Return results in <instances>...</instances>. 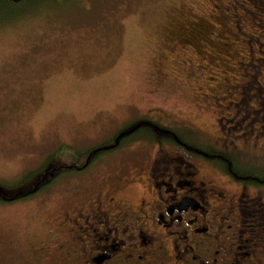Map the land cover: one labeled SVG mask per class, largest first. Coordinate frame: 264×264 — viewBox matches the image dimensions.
Masks as SVG:
<instances>
[{"label": "rangeland", "instance_id": "1", "mask_svg": "<svg viewBox=\"0 0 264 264\" xmlns=\"http://www.w3.org/2000/svg\"><path fill=\"white\" fill-rule=\"evenodd\" d=\"M226 1L38 0L6 7L0 0V182L16 183L47 160L65 163L142 119L208 152L212 139L233 133L225 90L241 77L236 62L245 48L238 38L245 35ZM231 5L237 20V1ZM123 142L86 171L126 156L127 143L138 153L152 141ZM239 156L237 165L247 158ZM204 169V178L215 176ZM81 173L64 170L32 196L0 201V264L45 259L58 240L50 217L64 202L46 193L79 183ZM247 193L264 200V189Z\"/></svg>", "mask_w": 264, "mask_h": 264}, {"label": "flooded vegetation", "instance_id": "2", "mask_svg": "<svg viewBox=\"0 0 264 264\" xmlns=\"http://www.w3.org/2000/svg\"><path fill=\"white\" fill-rule=\"evenodd\" d=\"M232 1L229 18L245 35L238 38L245 48L236 62L241 77L225 90L234 134L211 140L212 159L185 143L155 139L138 153L127 144L126 156L87 172L98 157L124 147L117 139L105 142L90 164L65 170L82 172L79 183L46 193L64 202L50 217L58 240L38 264H264V200L247 193L264 189V179L254 182V174L230 168L242 153L248 159L240 168L264 172V0H236L237 20ZM204 168L215 176H201Z\"/></svg>", "mask_w": 264, "mask_h": 264}, {"label": "trees", "instance_id": "3", "mask_svg": "<svg viewBox=\"0 0 264 264\" xmlns=\"http://www.w3.org/2000/svg\"><path fill=\"white\" fill-rule=\"evenodd\" d=\"M25 2L33 3L38 2V0H1V3H3L6 7L23 4ZM146 121L147 120L142 119L126 124L115 135H113L110 140L117 139L120 144L125 143L123 142L124 140L140 138L149 140L157 139L175 143L182 142L185 143V145L188 146L192 151L195 150L197 152H202L204 156L212 159L207 150L191 144L185 138H183L181 134L177 133L176 135L173 130L169 128L165 129L160 126H158V129L155 130L154 125H149L146 123ZM149 122L154 123V121ZM103 144L105 143L93 146L86 150H82L75 155H71V158L65 160V163H50V160H47L38 168L26 173L24 177L16 183L7 184L0 182V201L11 202L13 200L15 201L24 197L26 198L36 192L40 187L46 186L49 182H51V180H53L57 175H59V173L63 172L64 170H76L77 167L82 168V166H87L94 159H96L97 156L103 153L104 149H100L99 147ZM76 156H78L77 159H75ZM222 164L224 168H227V164L225 162H223ZM68 165L70 167H67ZM230 168L238 173L237 175L249 173L254 174L255 176H252L253 178L249 177V179L254 182L256 180L264 179V172H256L254 170L240 168L235 165L234 161L231 162ZM238 179H242V177H239ZM261 182H264V180Z\"/></svg>", "mask_w": 264, "mask_h": 264}]
</instances>
